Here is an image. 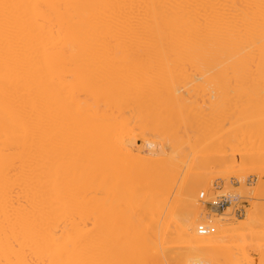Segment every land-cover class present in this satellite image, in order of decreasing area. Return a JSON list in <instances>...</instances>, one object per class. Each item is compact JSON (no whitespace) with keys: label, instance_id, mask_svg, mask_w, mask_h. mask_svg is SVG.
Returning a JSON list of instances; mask_svg holds the SVG:
<instances>
[{"label":"bare ground","instance_id":"obj_1","mask_svg":"<svg viewBox=\"0 0 264 264\" xmlns=\"http://www.w3.org/2000/svg\"><path fill=\"white\" fill-rule=\"evenodd\" d=\"M182 104L264 134V0H0V264H252L239 241L264 200L197 227L172 194Z\"/></svg>","mask_w":264,"mask_h":264},{"label":"rangeland","instance_id":"obj_2","mask_svg":"<svg viewBox=\"0 0 264 264\" xmlns=\"http://www.w3.org/2000/svg\"><path fill=\"white\" fill-rule=\"evenodd\" d=\"M184 105L182 104V106H178L179 108H177V109H179V110L176 111V112L180 113L179 116L180 115L182 117L184 116L183 118L180 116V118H182V120H184V121H182L183 124L186 122L185 121V115H182L181 113H183L185 111H187V113L189 111H192L191 114L194 115L196 120L194 122L193 118H190V120L192 122H194L193 126L190 125L191 123H189L190 127H189V125L186 126V124H184L183 127L180 128L182 133H180L179 132L180 129H178L177 134L176 133H173V134H176V136H178L179 134L185 133V132H183V130H184L183 128H185V130H188L190 128L189 131H186V133H185L186 135L184 134L185 137L183 136V139L187 138L186 140L188 142L185 140L183 145L187 146V147L184 146L185 147L184 151L186 149V152H187L186 154H190L191 157L188 158L190 160L189 162H188V160L186 163H183L184 161H182V164H184V166L186 165L185 168L188 170L187 174H189V175L186 176V172H185L186 169H185V171H184L185 182L183 181L180 185H178L175 188V190L172 192V194L175 196L178 195L176 197H179L180 200H182L181 202H186L187 204L186 203L185 204L189 205L188 210H189L190 215L192 217L191 220L195 222L194 224L196 226H197V224L203 225L201 223H203V221H204L203 219L205 217H211V216H213V214H217V213L222 212V211H227L228 214L226 216L234 218L230 221V224H228L227 226L228 227L235 226L239 223V220L242 221V219L249 216V214L253 211V209H254L253 205L256 202L259 204V203H261L260 201L264 200V197H261V196H264V192L262 191L264 188L262 190H260V191H262L261 194L263 193L261 196H258L260 194L259 192H258L259 194H257L258 198L259 197L263 198V199L259 198L261 200L256 198L257 197L256 194L254 195L252 193L256 189L258 184L260 185V183H264V139H263L264 137L261 138L260 137L261 134L258 135L259 133L258 134L256 133L258 136L255 134H253L255 136L251 135L252 137L250 135H248L246 137L247 138L250 137L249 138L250 142L248 141V143H247L248 139L246 140L245 135L243 137V134L241 135L240 132H237V131H239L238 128L234 129L235 126L237 125L236 123H234V120H236L235 118L237 117L238 114L235 115L236 117L234 116V119H231L232 116L230 118L229 117L227 118L224 116L225 114H223V113H232V109H230V108L227 109L228 107L226 108V110L223 109L228 104L226 106H224L225 104H208V105L207 104H184ZM186 105L188 107H186ZM185 107L188 108V110H186ZM183 109H185V111ZM181 110H183V111H181ZM235 111H237V110L235 109ZM206 115H211V116L214 115V118H215L214 122H216V123L218 122L217 120L219 119V122L216 124L217 126L213 125L214 122L212 124H210V122H208L211 126L212 125L214 126V129H212L211 131L208 128V130L210 132L206 131L207 129H205V126L207 124L206 123L204 124L203 120H202L203 119L202 117H204ZM216 116H219V117L217 118ZM226 116H228V115L226 114ZM191 117H193V116H191ZM160 119H158V120H160ZM204 119H206V118H204ZM210 119H211V117H210ZM230 120H231V122H230ZM231 124H232V126H231ZM131 125L133 126L131 128L132 131L135 130L134 133H132V137L134 136V134H136L134 140L137 141L138 144L144 145V144H146V141L150 140V139L151 140L152 139H156V140L158 139V141L159 140L161 141V139L156 138V136L155 137L152 136L153 135L152 131H150V130H152L151 127H150V129H148L149 128L148 126L144 127V128H147L146 129L147 133H146V130L145 131H143L144 129L142 130V128H143L142 127L141 131H143V132L141 134L140 129H138L140 133L136 129L137 123H136V125L134 123ZM233 125H235V126H233ZM186 127H189V128L186 129ZM207 127H209V126H206V128ZM218 127H219V129H218ZM133 128H135V129H133ZM137 128H140V127L138 126ZM131 129H130L129 133H131ZM233 130H235V133L233 132ZM230 131H232V133H229ZM149 132H150V134H149ZM236 132L240 133V134L237 135L238 138H235L236 139L235 140V139H233V137L236 136ZM145 133L151 135V137L149 135H146ZM153 133H154V131H153ZM208 133H210V134H208ZM227 133L229 135H227ZM230 134L232 136L234 134V136L232 137V136H230ZM212 135H215V136H213V138L215 139V141L213 140L214 142L210 141V140H212L211 139ZM226 135L228 136V138ZM239 135H241V136H239ZM171 136L168 137L169 141L171 138H172L171 139L172 141L177 139L175 137V135H173L172 137ZM261 136H264V134L262 133ZM129 137L132 138L131 135L128 136V138ZM157 137H159V136H157ZM205 137H207V138H205ZM208 137H210V138L208 139ZM239 137H242V138H239ZM142 138H144V140ZM209 141L213 142V143L211 144L212 146L209 145L207 147V145L210 144ZM232 141H234V142H232ZM161 142H164V141H161ZM185 143H187V145ZM234 143H236V144L234 145ZM171 144H173V143H168V146L169 145L171 146ZM197 144H199V145H197ZM200 144H202V146ZM195 147H197V148H195ZM203 147H205V148H203ZM187 149L189 150V152ZM205 150L208 151L209 153L207 154V152ZM200 153H202V154L206 153L205 157H203V155ZM220 156H222V158L219 161H217L216 157L219 158ZM182 158H183V154H182ZM185 158H187V156ZM177 163H179V162H177ZM179 166L181 167V164ZM262 185H264V184H262ZM260 188H262V186ZM176 192H178V193H176ZM255 192H257V191L255 190ZM221 198H228L229 201L224 206V208H222L221 210H216L212 206L211 203H212V201L217 200V199H221ZM258 204H257V206L255 205L256 206L255 210H257L259 208ZM261 204L259 205L260 207H261ZM228 207H230L229 210L227 209ZM262 208H264V206H262L260 209L262 211L259 210V212H261V213L263 212ZM255 213L256 212H254V214ZM261 213L259 214L260 216H256L257 218H255V215L252 217V219L253 218L254 219H253V221H250V223L252 222V224H250L251 227H249L250 230H247V228L245 230L243 229L244 230L243 233L246 232L245 234H242L244 236H241V237H243L244 241L242 239H241L242 241H239L240 243H243L245 246L248 244V246H246V247L243 244L241 246L242 247L244 246L242 251H244V249H246L248 254L246 253V251H245V254L247 256H249L250 258L252 257L251 259H254L252 261L253 262L252 264H257L256 262L260 261L257 259L260 257L261 254H262L261 257L264 256V252L261 253V251H260V250H262V251H264V250L258 248L261 246H258V247L254 246V245H256V246L260 245V243H262V242L264 243V239H263V241L258 239V237L256 238L257 240L255 239L256 241H254V239H251V238H253V236H251V234H253L252 232H254L256 234L257 229H259L260 227H262V228H260L259 230H261V233L263 232V234H264V231H262V230H264V213H262V214ZM261 223L263 224V226H261L262 225ZM254 224H256V226H257V227H255L256 232H255ZM240 230L242 231V229H238V233ZM236 231H234V232H236ZM228 232H233V231L229 230ZM261 233L259 232L257 236L261 235ZM247 235L249 237L251 236V238L248 239V242L245 241V239L248 238ZM236 237H239V236H236ZM259 237H261V236H259ZM263 237H264V235H263ZM229 239H231V237ZM237 239L240 240V238H237ZM234 240H232V241L235 242ZM230 242L228 240V242H226V243L229 244ZM251 242L254 244L252 245ZM236 243H237V241H236ZM233 244H235V243H232V245ZM234 248L231 249V251H232V253L237 254V250L235 251ZM241 255H238V257L237 256L234 257V259L239 258V256H241ZM220 259H222V258L220 257ZM262 263H260V264H262ZM224 264H226V263H224Z\"/></svg>","mask_w":264,"mask_h":264},{"label":"built area","instance_id":"obj_3","mask_svg":"<svg viewBox=\"0 0 264 264\" xmlns=\"http://www.w3.org/2000/svg\"><path fill=\"white\" fill-rule=\"evenodd\" d=\"M228 201H229L228 198H221L212 201L211 204L216 210H221L228 203Z\"/></svg>","mask_w":264,"mask_h":264}]
</instances>
